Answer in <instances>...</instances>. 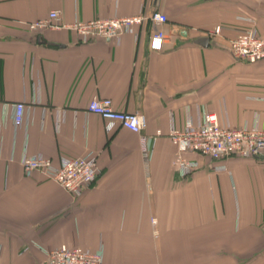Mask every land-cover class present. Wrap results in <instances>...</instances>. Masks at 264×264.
I'll return each instance as SVG.
<instances>
[{"label": "crops", "instance_id": "0c3cea01", "mask_svg": "<svg viewBox=\"0 0 264 264\" xmlns=\"http://www.w3.org/2000/svg\"><path fill=\"white\" fill-rule=\"evenodd\" d=\"M52 9L67 23L159 10L167 38L150 49V18L118 40L27 27ZM255 26L264 36V0H0L1 264H47L62 244L102 250L105 264H264V156L188 153L200 167L181 177L170 136L203 108L225 125L264 126V58L229 49ZM94 96L145 114L148 164L140 134L87 110ZM24 153L55 165L94 153L101 173L74 196L42 172L27 175Z\"/></svg>", "mask_w": 264, "mask_h": 264}, {"label": "built area", "instance_id": "2783aa9c", "mask_svg": "<svg viewBox=\"0 0 264 264\" xmlns=\"http://www.w3.org/2000/svg\"><path fill=\"white\" fill-rule=\"evenodd\" d=\"M147 18L155 25L150 34L149 47L152 50L161 49L167 35L160 25L167 22L168 16L159 10L153 11L150 15L76 19L67 23L62 20L60 10L52 9L46 17L28 22L27 27L33 31L69 29L75 31L83 42L97 38L118 40L122 34L133 32L135 27ZM220 30V25L214 28L215 33H220ZM229 49L235 58L249 62L259 61L264 58V36L256 26L247 28L229 39ZM25 110L24 101L13 103L16 126L24 122ZM87 110L140 134L141 150L148 164L151 144L155 138L143 133L147 126L145 114L139 111L118 110L111 98L100 96H94L89 101ZM160 133L158 130L156 134ZM170 136L176 146L175 168L181 177H187L200 167V162L189 157L188 153H198L215 160L232 154L242 157L264 156V126L257 121L251 125H225L220 122L215 112L207 108H203L197 121L188 117L183 128L172 127ZM22 165L27 175L35 171L42 172L74 196H79L84 187L94 184L101 173L94 153L63 157L57 165L43 154L24 153ZM219 168L226 169V166L220 165ZM46 252L47 264H105L102 250H92L79 245L62 244Z\"/></svg>", "mask_w": 264, "mask_h": 264}, {"label": "water", "instance_id": "95a60500", "mask_svg": "<svg viewBox=\"0 0 264 264\" xmlns=\"http://www.w3.org/2000/svg\"><path fill=\"white\" fill-rule=\"evenodd\" d=\"M195 42L201 45H206L209 42V38L207 36H201V37L196 38Z\"/></svg>", "mask_w": 264, "mask_h": 264}]
</instances>
